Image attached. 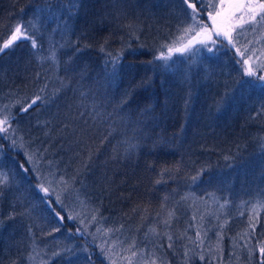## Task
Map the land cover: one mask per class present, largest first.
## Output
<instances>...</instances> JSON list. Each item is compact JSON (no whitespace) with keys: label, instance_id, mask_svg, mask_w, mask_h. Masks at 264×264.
<instances>
[{"label":"trees","instance_id":"1","mask_svg":"<svg viewBox=\"0 0 264 264\" xmlns=\"http://www.w3.org/2000/svg\"><path fill=\"white\" fill-rule=\"evenodd\" d=\"M186 8L182 0H79L78 11L71 0H0V45L17 23L33 20L38 30L30 34L41 46L21 40L0 54V108L14 116L0 132V172L11 178L0 195V264H140L132 252L142 246L155 251L156 264H264V89L239 83L249 79L248 66L264 75L257 67L264 65V28L234 32V46L221 38L196 45L195 56L173 53L168 68L148 63L190 23ZM207 16L205 8L201 17L210 26ZM102 44L113 54L124 49L115 77ZM53 48L56 61L37 59ZM142 80L150 82L137 88ZM46 82L52 102L21 112ZM133 88L130 102L120 105ZM126 140L138 145L127 155ZM25 152L41 161L49 199L36 187V173L19 168L31 169ZM177 166L172 179L154 183L162 168ZM186 194L192 195L181 200ZM57 195L65 206L59 223L48 207ZM11 212L15 218L6 219ZM81 220L86 232H77ZM107 241L111 262L101 251Z\"/></svg>","mask_w":264,"mask_h":264},{"label":"snow or ice","instance_id":"2","mask_svg":"<svg viewBox=\"0 0 264 264\" xmlns=\"http://www.w3.org/2000/svg\"><path fill=\"white\" fill-rule=\"evenodd\" d=\"M182 3L187 5V8L184 9L185 13H187V9H191V13H187L190 23L187 24L186 27L178 29L180 35L177 36L170 44L165 43L161 46V48H166L167 51H159L158 55H156L153 58V61H148V63L153 62H163L162 66L164 68L169 67V61L173 58V53H180V54H189L191 53L193 56H195L196 52L199 51V48L195 47L196 45H204L207 47L208 43L216 44V43H223V40L221 38H225L228 41L229 45L234 46V37L233 33L236 32L237 35H239V31L250 29L252 32H256L260 28H264V0H196V3H191L190 0H182ZM196 4L200 5L199 10L196 7ZM71 6L72 8L76 9L78 11L79 7V0H71ZM207 8L208 10V16L207 19L211 22V25L209 26L204 22V19L201 17V13ZM45 10L39 9V13L42 14ZM75 14V13H73ZM65 29H67V25L65 24ZM199 29V31H197ZM37 24L33 22V20H29L28 22H21L17 23L15 26V30L12 32L11 37L6 40L3 45H0V54H3L5 50L11 48L16 42L21 40H30L31 46L34 50L39 51L41 46L37 43V39L33 38V36L30 34L32 31H36ZM192 32H195V36H192L191 39L187 40V43H183V41L188 37V35ZM213 36H215L216 39H213ZM107 43V41H105ZM180 44L179 47L175 46L176 44ZM90 45H84L83 47H76L75 53L73 55L75 56L77 53H82L84 49L89 48ZM130 47V45H129ZM143 47V45H141ZM212 48H208V51H212ZM99 51L102 53H105L106 59H105V66L107 67L108 64H111V73L112 76L115 77L117 74V68L120 64L121 57L123 55L124 49L119 50L115 54L112 52H106L104 44H102L99 48ZM239 55L243 58L247 53L241 51L240 49H237ZM250 51L255 53V49H250ZM252 57H249L248 59L243 60V64L245 66L249 65V60ZM38 60H52L56 61L57 59V53L55 48H53L48 56H38ZM259 59V57H257ZM69 61H72V57H69ZM67 63V62H66ZM257 67H264V65H257ZM40 74L37 73V76ZM243 76L248 77L249 79H244L240 83V87L247 86L248 88L255 89L257 87L264 89V75H258V73L253 69V67L248 66L245 67ZM60 79V78H58ZM150 81L142 80L140 84H138L136 87H146ZM61 84L64 86H68L64 84V81L61 79ZM47 87V82L45 85L39 89L38 94L25 106L20 108L21 112H28L32 107H34L38 102L48 104L52 102V97H49L44 94L45 88ZM61 89L57 88L53 92V96L56 95V93L60 92ZM135 91V88H133L131 91H127L125 93L124 98L120 101V105H127L128 102H130L131 97ZM19 103V101L15 102ZM187 104V101L185 102ZM95 107V105H93ZM119 107V106H118ZM122 110V109H121ZM0 112H6L7 114L4 116V119L0 120V132H6L8 129H5L3 125H6L9 123V121L14 119V116L11 114V111L8 106H5L4 108H0ZM100 113H97V116H100ZM97 117L94 116L93 119H96ZM38 123H40L38 121ZM111 133H109L110 135ZM47 135V133H45ZM7 138V137H5ZM108 137H105L104 140H107ZM104 140L101 141V143H104ZM125 144L127 145L125 148V154H131L138 145L136 143L131 142V140H126ZM12 147L16 148L17 143L16 140H12ZM20 147H23V145H20ZM3 148V145H0V149ZM36 154H29L25 152L26 157V163L31 165V169L25 168L24 164H20L19 168L22 170L24 174H27L29 170L36 173V178L40 181L36 185V187L45 194L44 199H49V194L53 189H51V181H49V187L44 186L45 177L42 176L38 170V165L40 164V160L35 159ZM42 156L43 153H40ZM226 159H228L226 157ZM174 171H179V167L177 166L175 169L173 168H162L160 173V178H158L154 183L159 185L164 183L163 180L164 175H168L169 179H172L171 173ZM201 170L200 172H197L196 175L191 177V181L195 183L196 181L201 179ZM211 179V178H210ZM11 183V178L8 173L0 172V195L3 194L4 188L8 187ZM60 183L64 185V190L66 191L69 187L68 181H65L63 177H61ZM192 194H186L185 196L181 197V200H187L190 198ZM167 199V197H165ZM228 201H225L227 203ZM52 203L57 205L60 209V211H57L55 207H52ZM50 212L54 213V218L58 217L59 220L58 223L61 222L64 217L61 216V212L65 211V206L63 201L61 200L60 195L56 196V200L54 202H51L49 205ZM223 207V205H221ZM136 209H133L135 211ZM99 210L96 209L95 212H98ZM93 212L92 214V220L96 219V214ZM174 215L173 212H169L168 218L164 221V224L167 225L171 222V218ZM16 216L15 212L9 213V216L6 219H14ZM68 220H76V215H68ZM92 221H89L88 223H91ZM81 225H84V227H78L77 232H86L87 227L85 225V222L83 220L80 221ZM4 227V220L0 219V228ZM250 228L255 227L254 224L249 225ZM31 231V229H29ZM59 231V229H53V232ZM99 231V229L97 230ZM105 232H111L114 231L113 229H105ZM118 231V229H117ZM151 231H155V229H152ZM200 233L197 232V240H199ZM169 240H171V236H169ZM115 243V242H114ZM135 247V241H133V244L129 245V250L131 248ZM169 247H172L171 243L169 244ZM101 251L105 252L106 255H108V258L111 260V253L113 251L112 246L108 245L107 250L105 249L104 245H101ZM262 257H264V247H260L259 249ZM59 252L53 253V256L59 255ZM137 252H132V256H137ZM187 255V252H186ZM251 257V252L249 253ZM35 257V254L30 252L28 256L26 257V260L31 261ZM201 260L204 259V256L201 255L199 257ZM12 264H17V261L13 260ZM152 264H156L155 258L152 260Z\"/></svg>","mask_w":264,"mask_h":264},{"label":"rangeland","instance_id":"3","mask_svg":"<svg viewBox=\"0 0 264 264\" xmlns=\"http://www.w3.org/2000/svg\"><path fill=\"white\" fill-rule=\"evenodd\" d=\"M11 35H12V33L10 34V36L8 37V39L11 37ZM184 43H187V41L184 42ZM179 46L180 45H178L177 47H179ZM101 240L102 239H100V241ZM108 245H111V244L107 241L105 243V245H104V246H106V250H107V246ZM117 249H119V247H117ZM109 255H111V260L108 258V261L111 262L112 260H114L113 253H109ZM153 258H155V260L158 259V257H157V255H156V253H155L154 250L151 253L150 250H149V247H147V246H142V247H139L138 248V255H137V261H138V263H140V264H149V263L152 262Z\"/></svg>","mask_w":264,"mask_h":264}]
</instances>
